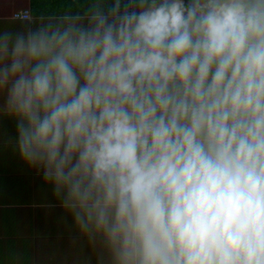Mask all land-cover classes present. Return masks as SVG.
Listing matches in <instances>:
<instances>
[{
    "label": "crops",
    "instance_id": "obj_1",
    "mask_svg": "<svg viewBox=\"0 0 264 264\" xmlns=\"http://www.w3.org/2000/svg\"><path fill=\"white\" fill-rule=\"evenodd\" d=\"M262 6L0 0V264H264Z\"/></svg>",
    "mask_w": 264,
    "mask_h": 264
},
{
    "label": "built area",
    "instance_id": "obj_2",
    "mask_svg": "<svg viewBox=\"0 0 264 264\" xmlns=\"http://www.w3.org/2000/svg\"><path fill=\"white\" fill-rule=\"evenodd\" d=\"M17 20H22V21H27L29 20V15L28 13L25 14H19L15 17ZM130 198L131 202H135L136 200V183H135V177L133 176L131 178V185H130Z\"/></svg>",
    "mask_w": 264,
    "mask_h": 264
},
{
    "label": "trees",
    "instance_id": "obj_3",
    "mask_svg": "<svg viewBox=\"0 0 264 264\" xmlns=\"http://www.w3.org/2000/svg\"><path fill=\"white\" fill-rule=\"evenodd\" d=\"M223 9V7H211V13H219V11ZM259 12H264V6L259 7ZM256 263L258 261H255Z\"/></svg>",
    "mask_w": 264,
    "mask_h": 264
}]
</instances>
